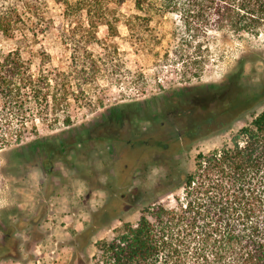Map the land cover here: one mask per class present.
<instances>
[{
  "label": "rangeland",
  "instance_id": "obj_1",
  "mask_svg": "<svg viewBox=\"0 0 264 264\" xmlns=\"http://www.w3.org/2000/svg\"><path fill=\"white\" fill-rule=\"evenodd\" d=\"M23 1L39 6L50 23L30 35L32 70L57 73L58 87L68 83L70 94L55 121L50 113L35 119L34 128L27 125L22 144L32 143L36 132L46 142L41 151L16 143L0 150V264H108L98 243L112 240L124 223L135 225L145 207H172L196 155L229 142L264 111L262 101L225 131L206 135L202 126L195 139L186 137L190 117L205 113L195 96L233 83L245 93L264 87V29L239 39L193 33L183 25L195 18L161 14L160 2L138 11L133 0H106L110 30L91 27L84 13L64 17L53 0ZM31 22L40 21L33 16ZM196 55L204 63L195 65ZM176 132L187 138L179 150L172 148ZM150 139L166 149L147 150L141 160L139 145Z\"/></svg>",
  "mask_w": 264,
  "mask_h": 264
},
{
  "label": "trees",
  "instance_id": "obj_2",
  "mask_svg": "<svg viewBox=\"0 0 264 264\" xmlns=\"http://www.w3.org/2000/svg\"><path fill=\"white\" fill-rule=\"evenodd\" d=\"M53 1L62 6L66 18L84 13L93 28L100 24L115 28L106 19L110 12L106 0ZM157 2L162 4L161 14L185 12L195 18L185 21L188 32L215 31L239 39L243 34L257 37L264 29V0H133L138 11ZM33 16L40 22L29 27ZM45 19L37 5L0 0V150L16 143L32 153L41 151L46 142L36 132L32 143L22 144L27 125L34 128L35 119L43 121L50 113L55 121L57 112L68 107V83L59 88L57 73L43 68L33 71L26 56L31 53L30 35L49 30ZM134 26L126 23L130 31ZM205 60L196 55L192 62L200 65ZM243 90L233 83L213 95L195 96L198 109L205 113L190 117L185 128L189 141L202 126L206 135L225 131L264 101V87L250 93ZM174 137L172 148L182 149L187 138L180 132ZM140 144L141 160L147 150L166 149L159 140ZM178 189L181 194L173 196L172 207L160 203L145 207L135 225L124 223L112 240L98 243L108 264H264V111L252 114L229 142L198 153ZM98 226L90 227L88 235Z\"/></svg>",
  "mask_w": 264,
  "mask_h": 264
}]
</instances>
